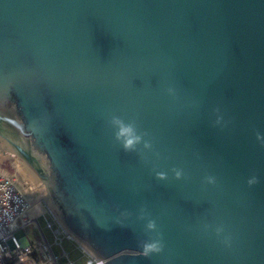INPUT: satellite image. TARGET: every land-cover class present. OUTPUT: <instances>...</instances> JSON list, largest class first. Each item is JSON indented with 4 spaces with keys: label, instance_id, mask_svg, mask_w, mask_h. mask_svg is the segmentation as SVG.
<instances>
[{
    "label": "water",
    "instance_id": "95a60500",
    "mask_svg": "<svg viewBox=\"0 0 264 264\" xmlns=\"http://www.w3.org/2000/svg\"><path fill=\"white\" fill-rule=\"evenodd\" d=\"M0 135L102 264H264V0H0Z\"/></svg>",
    "mask_w": 264,
    "mask_h": 264
},
{
    "label": "built area",
    "instance_id": "2783aa9c",
    "mask_svg": "<svg viewBox=\"0 0 264 264\" xmlns=\"http://www.w3.org/2000/svg\"><path fill=\"white\" fill-rule=\"evenodd\" d=\"M25 184L18 173L0 166V264H61L55 247L67 264L105 262L65 225L46 191L37 183ZM31 225L37 237L15 236L17 230ZM66 242L78 253L75 259L64 247Z\"/></svg>",
    "mask_w": 264,
    "mask_h": 264
},
{
    "label": "clouds",
    "instance_id": "9594fccd",
    "mask_svg": "<svg viewBox=\"0 0 264 264\" xmlns=\"http://www.w3.org/2000/svg\"><path fill=\"white\" fill-rule=\"evenodd\" d=\"M167 93L171 96H175V89L169 87L166 89ZM108 123L112 129H114V140L120 144L125 152H133L138 150V146L142 145V150L140 154L144 158V151H150L153 148V144L150 140L145 139L148 135L146 132H141L138 130V126L135 120L126 121L120 116L112 115L108 120ZM175 179L179 180L183 177L184 173L182 169L173 168ZM156 177L159 180H166L168 178L166 172H156ZM208 183H214L212 177L207 178ZM255 178L249 181V183H254ZM148 230H154L156 228V223L153 220H149L147 223ZM218 231H220L218 229ZM161 245L157 242L145 243L143 245V254L147 256L152 252H160Z\"/></svg>",
    "mask_w": 264,
    "mask_h": 264
},
{
    "label": "rangeland",
    "instance_id": "374dc122",
    "mask_svg": "<svg viewBox=\"0 0 264 264\" xmlns=\"http://www.w3.org/2000/svg\"><path fill=\"white\" fill-rule=\"evenodd\" d=\"M34 172L35 175L31 171H29L24 164ZM0 166L6 168L12 172L18 173L21 179L28 184L25 185H32L33 183H37V179L39 175L28 165V163L2 138L0 135ZM40 178V177H39ZM41 180V179H40ZM38 186V184H37ZM46 190V189H45ZM47 192V191H46ZM26 233H29L32 238L38 236L37 232L34 229V225L28 226L25 229H19L15 232V236L18 239L23 238ZM50 236V233L47 232ZM11 247H14V242L10 241ZM64 247L70 252L71 258L75 259L78 256V253L73 250V246L66 242ZM56 253L60 256L61 264H67V260L64 256L61 255V250L59 247H55Z\"/></svg>",
    "mask_w": 264,
    "mask_h": 264
},
{
    "label": "bare ground",
    "instance_id": "6f19581e",
    "mask_svg": "<svg viewBox=\"0 0 264 264\" xmlns=\"http://www.w3.org/2000/svg\"><path fill=\"white\" fill-rule=\"evenodd\" d=\"M22 164H24L25 167H26L29 171H31V172L33 173V175H35L34 172H33V171L27 166V164H25L24 162H22ZM36 179H37V184H38V186L41 187L42 190L46 191V190H45V187H44V185H43V183H42V181L40 180V178L38 177V178H36Z\"/></svg>",
    "mask_w": 264,
    "mask_h": 264
}]
</instances>
